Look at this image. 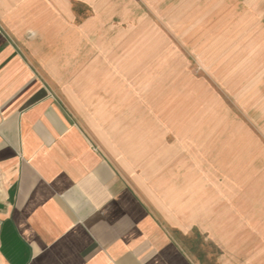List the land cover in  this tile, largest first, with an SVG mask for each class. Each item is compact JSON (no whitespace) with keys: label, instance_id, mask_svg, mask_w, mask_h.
Returning a JSON list of instances; mask_svg holds the SVG:
<instances>
[{"label":"crops","instance_id":"obj_1","mask_svg":"<svg viewBox=\"0 0 264 264\" xmlns=\"http://www.w3.org/2000/svg\"><path fill=\"white\" fill-rule=\"evenodd\" d=\"M160 1L0 0V264H264V87L193 76Z\"/></svg>","mask_w":264,"mask_h":264},{"label":"rangeland","instance_id":"obj_2","mask_svg":"<svg viewBox=\"0 0 264 264\" xmlns=\"http://www.w3.org/2000/svg\"><path fill=\"white\" fill-rule=\"evenodd\" d=\"M204 2L161 0L157 14L148 18L159 23L162 29L159 38L168 39L175 45L177 54L187 63V70L195 77L204 76L209 86L215 88L217 93H223V98L232 106L234 97L225 88L232 87L229 78L232 79L237 73H240V78L248 74V83L255 82L259 87H264V37H259L264 33H259L260 28L264 29V0H206L209 11L206 29L203 23L201 26L198 11L194 9L197 8L196 3ZM189 10L192 15L184 19L182 13H189ZM222 25L224 29L220 32ZM255 25V29H252ZM248 26L252 28L248 30ZM235 28L239 29L237 38ZM231 29L233 31H229ZM220 34L224 41V44L221 41L222 47L217 41ZM247 81L242 83V87L247 86ZM234 114L243 119L245 113L235 111ZM257 119V123H260L261 116Z\"/></svg>","mask_w":264,"mask_h":264}]
</instances>
